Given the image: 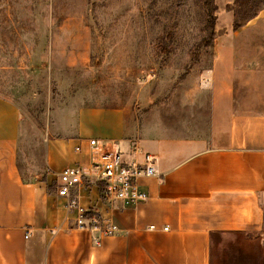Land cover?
<instances>
[{
	"label": "crops",
	"instance_id": "1",
	"mask_svg": "<svg viewBox=\"0 0 264 264\" xmlns=\"http://www.w3.org/2000/svg\"><path fill=\"white\" fill-rule=\"evenodd\" d=\"M230 3H217L214 28L225 31L196 88L56 118L39 174L21 170L19 109L0 95V264H225L213 245L229 235L251 242L244 252L264 264V45L246 59L235 45L243 30L262 25L264 6L234 29ZM91 139L128 162L139 157L136 143L155 157L157 174L139 180L148 197L134 207L105 201L97 182L85 179L73 190L84 209L80 227L52 171H90ZM103 220L116 225L113 234H101Z\"/></svg>",
	"mask_w": 264,
	"mask_h": 264
},
{
	"label": "rangeland",
	"instance_id": "2",
	"mask_svg": "<svg viewBox=\"0 0 264 264\" xmlns=\"http://www.w3.org/2000/svg\"><path fill=\"white\" fill-rule=\"evenodd\" d=\"M227 1L225 8L245 20L264 2L0 0V95L19 109L23 173H41L44 140L56 118L79 107L136 105L138 95L167 101L196 88L210 48L225 31L214 28L217 3ZM258 31L264 32V21L237 35L242 58L264 45ZM242 241L221 237L213 253L225 264L259 262L254 252H244L251 242Z\"/></svg>",
	"mask_w": 264,
	"mask_h": 264
},
{
	"label": "built area",
	"instance_id": "3",
	"mask_svg": "<svg viewBox=\"0 0 264 264\" xmlns=\"http://www.w3.org/2000/svg\"><path fill=\"white\" fill-rule=\"evenodd\" d=\"M92 147L93 160L90 164V171L80 165L64 167L52 171L57 181V193L67 198V205L76 208L80 217L77 224L83 226L84 209L78 205L77 199L73 196L76 186L82 185L85 179H94L97 182L101 197L110 203L122 207H134L147 199V193L139 188V180L143 177L155 176V157L148 152H142L136 143L131 144V150L139 154L132 161H126L121 153L116 150L102 149L96 145L94 139L89 140ZM77 151L80 146H76ZM101 225L102 235H111L117 229L114 223L103 220ZM154 228L153 225L149 226ZM165 229L167 226L164 227ZM98 245L99 241H95Z\"/></svg>",
	"mask_w": 264,
	"mask_h": 264
},
{
	"label": "trees",
	"instance_id": "4",
	"mask_svg": "<svg viewBox=\"0 0 264 264\" xmlns=\"http://www.w3.org/2000/svg\"><path fill=\"white\" fill-rule=\"evenodd\" d=\"M263 6H264V2L261 3V5L259 6V8H257L256 10H254L253 16H255L257 14V12L259 11V9L261 7H263ZM234 17H235V20L233 22V28L234 29H237L238 27L243 26L247 22V20H245L243 18L238 19L237 16H236V14H234ZM209 26H210L209 27V29H210V35L213 36V34H214L213 22H211V24H209ZM219 33H223V31H220Z\"/></svg>",
	"mask_w": 264,
	"mask_h": 264
}]
</instances>
